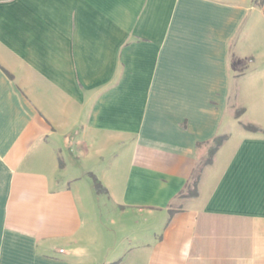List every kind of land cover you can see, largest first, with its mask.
Instances as JSON below:
<instances>
[{
    "label": "crops",
    "instance_id": "crops-1",
    "mask_svg": "<svg viewBox=\"0 0 264 264\" xmlns=\"http://www.w3.org/2000/svg\"><path fill=\"white\" fill-rule=\"evenodd\" d=\"M0 264H264V0H0Z\"/></svg>",
    "mask_w": 264,
    "mask_h": 264
},
{
    "label": "rangeland",
    "instance_id": "rangeland-1",
    "mask_svg": "<svg viewBox=\"0 0 264 264\" xmlns=\"http://www.w3.org/2000/svg\"><path fill=\"white\" fill-rule=\"evenodd\" d=\"M232 113H234L235 117L238 116L237 114H239V111L237 109L232 108ZM242 120L245 119L243 118ZM227 130L229 131V138L228 140L225 142V147L223 149H221L215 160H216V165L219 166L221 164V161L225 160L227 158V156L230 154V152L232 151V149L235 147V144H237V141L244 136V134H247L246 132H244L239 125L235 122V120H233V118H229L228 119V125H227ZM76 163V167L78 169V171L81 173V170H83V168L81 167V165L77 162V160H73ZM109 161V160H108ZM108 163V162H106ZM216 167L214 168H206V171L208 172L210 178L212 179L213 174H214V170ZM94 169V174L96 175V167H93ZM84 179L87 180V182L91 185V180L87 177V175L84 176ZM93 194V200H94V204L96 205V207L99 208L102 207L103 205V201H104V197L102 194H98L94 191H92ZM100 204V206H99ZM105 218H102V223L108 227L109 224V219L108 217H106V215L104 214Z\"/></svg>",
    "mask_w": 264,
    "mask_h": 264
},
{
    "label": "trees",
    "instance_id": "trees-1",
    "mask_svg": "<svg viewBox=\"0 0 264 264\" xmlns=\"http://www.w3.org/2000/svg\"><path fill=\"white\" fill-rule=\"evenodd\" d=\"M237 115H239V114H237ZM244 128L246 130H248V131H251V132L257 131V129L255 127H253V126H246ZM225 139H226L225 137H216L213 140L211 146L207 150V154H206V157L204 158V161L198 167V169L196 170V172L194 173V175L192 177L193 178L192 180H194V183H193L194 184V187H195L196 182L199 179V176H200V173L202 171V168L204 166H207L208 164L211 163V161H212L215 153L218 151V149L220 148V146L222 145V143L224 142ZM92 182H93V188H94V190H95L96 193L101 194V193L105 192V189L102 186V184L100 183V181H98L97 179L93 178ZM186 191H188V189ZM194 191L193 192H188V193L186 192V194H185V192L184 193H181L180 196L181 195L183 196V194L186 195V196H189V194L191 195L192 193H193V195H195V192Z\"/></svg>",
    "mask_w": 264,
    "mask_h": 264
}]
</instances>
